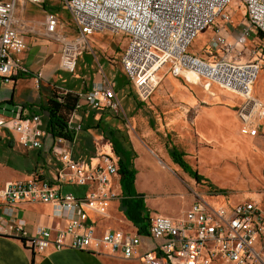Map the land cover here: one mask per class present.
I'll return each instance as SVG.
<instances>
[{"label": "built area", "instance_id": "obj_1", "mask_svg": "<svg viewBox=\"0 0 264 264\" xmlns=\"http://www.w3.org/2000/svg\"><path fill=\"white\" fill-rule=\"evenodd\" d=\"M16 0H0V78L7 79L24 70L22 56L26 43L13 18ZM44 8L46 0H23ZM233 0H65L75 28L68 38L58 32L59 19L47 12V35L63 44L61 67L73 71L78 56L92 51L90 39L109 32L129 37L121 64L138 98L147 102L168 74L191 82L188 74L218 84L242 97L237 119L241 131L256 137L264 120V104L253 95V85L264 62L241 63L252 30L264 34V0H242L249 26L235 43H230L225 29L217 21L231 23L226 9ZM213 27L210 49L221 57L203 60L189 52V47L203 32ZM257 54V51L255 52ZM259 54V53H258ZM42 72L36 75L39 87ZM85 108L122 110L117 94L108 80L78 96L75 111ZM9 117L0 113V128L16 134L17 142L27 150H41L45 121L34 115L22 118V106ZM73 116V115H72ZM72 119V117H71ZM69 122L74 134L81 125ZM62 141V140H59ZM47 162H59L52 177L60 185L90 187L83 195L63 192L47 177L45 164L29 180L10 183L0 189V235L21 241L30 251L41 254L49 249L78 250L110 255L123 260L140 257L143 264H264V208L247 201L233 206L217 205L204 195L194 194V201L181 217L150 215L147 236L156 242L155 250L140 252L142 236L138 230L107 229L98 233L90 221V212L109 213L117 197L111 191L112 176H118V160L103 156L101 164L88 167L72 158L71 152L53 149ZM22 202L51 204L55 216L66 219L60 230L37 225L33 233L23 220L15 217L16 204Z\"/></svg>", "mask_w": 264, "mask_h": 264}, {"label": "rangeland", "instance_id": "obj_2", "mask_svg": "<svg viewBox=\"0 0 264 264\" xmlns=\"http://www.w3.org/2000/svg\"><path fill=\"white\" fill-rule=\"evenodd\" d=\"M64 1L53 0L58 5L54 11L69 24L68 30L74 29L71 14L63 9ZM226 12L231 17L229 42L234 43L242 30L249 26L245 5L242 0H233ZM212 37L213 28L203 31L189 47V52L207 61L221 57L220 53L210 49ZM260 53L264 54V39L258 32H254L249 38L243 61L259 60L262 63ZM95 66L96 71L109 78L113 89L119 94L122 110L103 112V119L111 128L125 133L128 146L132 142L136 156L133 167L137 171L135 189L144 197L150 215L181 217L193 203L194 193L203 194L217 205L229 207L240 202L254 201L264 208V130L256 138H250L241 131L236 116L220 117L216 112L218 108H227L229 105L237 108L241 101L238 96L216 85L206 90L203 82L191 86L169 75L149 102L139 106L127 97L128 94L124 96L125 92L121 90L123 76L118 66H101L98 62ZM80 69L86 70L81 72ZM67 74L68 78L72 75L78 77L80 83L92 77V71L83 63L74 73ZM187 76L192 80L199 78L194 74ZM252 89L255 97L264 96V67ZM133 118L139 119L137 126ZM215 124L219 126L215 127ZM104 139L107 148L102 147L100 156L108 154L112 149L109 141ZM168 142L183 151L188 164L207 181L197 182L178 165L170 163L171 158L166 150ZM150 150L156 152L165 165ZM116 185L117 191H120V184ZM64 192L77 193V188L66 187ZM112 212L117 213L116 221L105 219L101 223L113 226L112 230L127 231L121 224L123 212L119 208L112 209Z\"/></svg>", "mask_w": 264, "mask_h": 264}, {"label": "crops", "instance_id": "obj_3", "mask_svg": "<svg viewBox=\"0 0 264 264\" xmlns=\"http://www.w3.org/2000/svg\"><path fill=\"white\" fill-rule=\"evenodd\" d=\"M56 6L58 5H56L53 2V0H46L44 8L38 7L30 2L23 0H16L14 3L13 18L18 22L17 25H15V27L26 43V51L22 56L24 70L21 71L18 75L12 76L11 78H7V79L0 78V113L12 117L14 115L13 111L17 109V107L22 106V118L29 119L34 115H39L45 121L46 127L44 128L45 135L42 138L43 148L41 150H27L23 148L17 142L16 134L13 131H11L7 127L0 128V152H1L0 189L5 188L10 183L16 181L29 180L33 176L35 171L38 169V167L43 164H45L47 177L52 180L53 179L52 177L56 176V172L60 168L59 162L57 163L47 162L46 154L53 149H59L61 151L71 152L72 158L74 160L78 162H82L88 167H96L98 164H101L102 157L107 155L113 156L119 162V157L115 154L113 148L110 149V152L108 154L100 156V153L103 150L102 147L107 148V145L104 144L103 141L105 140L104 138H106L109 132L114 131L120 133L122 136L125 137L124 132L117 129H113L108 124V122H104L103 119L104 116L102 113L110 112L107 109L92 110L85 108L83 110L75 111L72 116L71 123L75 125L77 124L81 125V130L73 134V138L71 141L56 140L52 136H50L47 132L48 116H47V112L45 111L46 110L45 108H47L49 100L53 98L55 93L62 94L64 92L76 96L77 95L81 96L86 92H88L89 90H91L94 86L99 85L105 80H108L112 86L111 81L106 75L102 74L99 71H96L95 65L97 62L99 65L101 64V66L110 65L111 67L113 66L119 67L120 73L123 76V82H121L122 83L121 90L125 92L124 96H126L125 94H128L127 97L132 98L137 105L141 106L145 103H148L149 100L151 99L150 98L147 102H142L139 100L132 84L130 83L126 73L123 70L121 59L129 43V37L124 33L111 34L109 32H106L103 34H97L93 36L90 39L92 51H86L81 53L75 61L73 71H71L72 73H74L77 70V68L81 66V63L87 64L89 70L92 71L91 79L89 81L84 79L80 83L78 77L74 78V76L72 75L71 78H68L67 75L69 74L67 73L70 71L64 70L61 67L63 60V52H64L63 44L58 40H54L50 38L47 35L45 28L47 12H53L58 16L59 19V27H58L59 34L64 35L68 38H72L74 36L73 28L72 29L69 28L68 30L67 25L69 24L66 23L62 18H60L59 14L54 11L56 9ZM63 9L69 12L66 9L65 1L63 3ZM245 16L247 17L246 7H245ZM217 23L224 27L227 40L230 41L231 39V31L229 29L230 24L222 22L220 20H218ZM254 32H258V31L253 29L252 33ZM121 36L123 37L122 39ZM238 38L239 35L236 37L234 43L238 40ZM247 47H248V43L245 46L244 51H246ZM261 56H262L261 58L262 62H264V54H261ZM243 60L244 59L242 57L239 60V62L241 63L246 62ZM80 70L81 72H85L86 69H80ZM38 72H42L43 74L42 79L40 80L39 87H37L36 85V75ZM62 73H66V74H62ZM169 75L175 79L183 80L186 84L191 86H198L201 82H203V87L206 90H209L211 86L216 85L221 89L225 90L226 92L238 96L241 101L237 106V108L234 109L229 105L227 106V108L220 107L216 111L220 117L222 115L224 117H232V116L237 117V112L242 103V97L240 95L228 91L222 88L221 86H219L218 84H211L210 86H206L205 84L206 81L198 77H197L198 79L196 80H192L189 77H187L191 81V82H187L181 76H175L171 73L166 75V77ZM170 86H172V82L170 83ZM116 94L118 97L119 94L117 92ZM256 98H258L264 104V96H260V97L256 96ZM126 120H128L127 117ZM132 120L135 122L137 126L138 124L137 121L139 119L133 118ZM218 126H216L215 124V127ZM262 130H264V120L262 122L260 132ZM256 137H252V138H256ZM168 143L173 145L171 142ZM129 146L133 149L132 142ZM112 150L114 153H112ZM166 150H167V145H166ZM150 151L158 158L159 162L165 165V163L159 158L156 152L152 150ZM165 157H166L165 159L167 160L168 159L167 156ZM85 159H87L88 161L85 162L84 161ZM169 161L170 163H174L172 159ZM187 175L190 176L189 174ZM117 183H119L118 177L112 176L111 191L113 194L117 195V197L115 198L117 201L116 200L112 201L108 215L100 216L94 212H90V216H89L90 221L96 227L98 233H103L107 229L114 228L113 226L111 227L110 225L109 226L103 225L101 221L105 219H110V220L112 219L116 221L115 216L117 215V213L116 212L113 213L112 209L119 208L121 210L120 206H121L122 190L120 186L119 188L120 191H117L118 190V187L116 185ZM53 184L59 187V189L62 190L63 192H64V188L66 187H75L77 188V193H75L77 196H83L90 189V187H80L76 185H60L56 180L55 182L53 181ZM79 188H85V190ZM137 193H140V191L138 190ZM194 194L203 195L201 193H194ZM15 207H16L15 217L17 218V220H23L25 222V228L29 231L30 234L34 232V228L37 225L53 228L55 230L64 229L68 225V221L66 219H62L55 216L56 209L51 204H43L41 202H36V203L22 202L16 204ZM123 214H122L123 220H121V224L127 228V231L123 229H116V230H123L125 232H134L138 230L131 222H129L125 218ZM1 218H3V216L0 209V219ZM141 236H142V244L139 249L140 252L155 250L156 242L151 240L147 236V233L142 234ZM0 264H143V263L141 258L138 256H136L131 260H123L110 255H97V254H91V253L72 250V249H65L61 251H55L53 249H49L41 254H37L26 248L21 241L12 237H6L0 235Z\"/></svg>", "mask_w": 264, "mask_h": 264}, {"label": "trees", "instance_id": "obj_4", "mask_svg": "<svg viewBox=\"0 0 264 264\" xmlns=\"http://www.w3.org/2000/svg\"><path fill=\"white\" fill-rule=\"evenodd\" d=\"M261 38L264 34L259 32ZM78 95L70 93H55L45 108L48 116L47 132L56 140L71 141L73 133L69 129V122L75 112ZM111 143L115 154L119 157L118 179L122 190L121 211L142 235L147 233L149 226V209L144 197L137 193L135 181L137 171L134 169L133 160L136 157L133 149L127 145V140L120 133L111 131L106 136ZM130 148L131 150H129ZM168 153L172 161L185 173L189 174L197 182L207 181L185 160V153L174 145L167 144ZM210 188H213L209 184ZM75 194V193H74Z\"/></svg>", "mask_w": 264, "mask_h": 264}, {"label": "bare ground", "instance_id": "obj_5", "mask_svg": "<svg viewBox=\"0 0 264 264\" xmlns=\"http://www.w3.org/2000/svg\"><path fill=\"white\" fill-rule=\"evenodd\" d=\"M195 75V74H194ZM188 77V76H187Z\"/></svg>", "mask_w": 264, "mask_h": 264}]
</instances>
